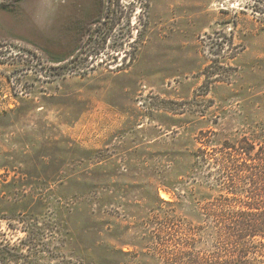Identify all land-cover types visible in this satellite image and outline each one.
I'll use <instances>...</instances> for the list:
<instances>
[{"label":"rangeland","instance_id":"obj_1","mask_svg":"<svg viewBox=\"0 0 264 264\" xmlns=\"http://www.w3.org/2000/svg\"><path fill=\"white\" fill-rule=\"evenodd\" d=\"M3 2L0 264H166L221 193L199 150L264 142V0Z\"/></svg>","mask_w":264,"mask_h":264},{"label":"trees","instance_id":"obj_2","mask_svg":"<svg viewBox=\"0 0 264 264\" xmlns=\"http://www.w3.org/2000/svg\"><path fill=\"white\" fill-rule=\"evenodd\" d=\"M196 157L216 170L221 193L201 207L205 227L175 218L158 221L156 254L166 264H264V142L227 140L212 152L199 150ZM203 235L214 241L211 249L199 251Z\"/></svg>","mask_w":264,"mask_h":264},{"label":"crops","instance_id":"obj_3","mask_svg":"<svg viewBox=\"0 0 264 264\" xmlns=\"http://www.w3.org/2000/svg\"><path fill=\"white\" fill-rule=\"evenodd\" d=\"M83 36V35H82ZM82 36L79 38V39H75V41H72L71 43L70 42H67V44L66 45H74L75 46V50H76V48L78 47V45L80 44V42H81V38H82ZM72 55V54H71Z\"/></svg>","mask_w":264,"mask_h":264},{"label":"bare ground","instance_id":"obj_4","mask_svg":"<svg viewBox=\"0 0 264 264\" xmlns=\"http://www.w3.org/2000/svg\"><path fill=\"white\" fill-rule=\"evenodd\" d=\"M162 197L167 200V195L163 194Z\"/></svg>","mask_w":264,"mask_h":264}]
</instances>
